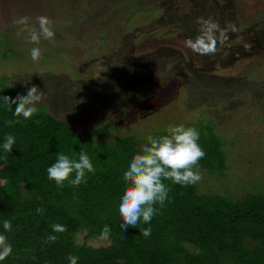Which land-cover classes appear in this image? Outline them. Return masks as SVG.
<instances>
[{
	"label": "rangeland",
	"instance_id": "obj_1",
	"mask_svg": "<svg viewBox=\"0 0 264 264\" xmlns=\"http://www.w3.org/2000/svg\"><path fill=\"white\" fill-rule=\"evenodd\" d=\"M21 16L32 24L49 16L54 40L27 43L13 24ZM199 18L237 30H217L223 43L202 55L185 46L200 34ZM33 47L42 60L31 59ZM6 77L17 94L37 86L45 109L82 134L110 121L107 142L133 135L139 144L169 125L211 122L226 165L201 169L198 190L264 192V0H0Z\"/></svg>",
	"mask_w": 264,
	"mask_h": 264
},
{
	"label": "trees",
	"instance_id": "obj_2",
	"mask_svg": "<svg viewBox=\"0 0 264 264\" xmlns=\"http://www.w3.org/2000/svg\"><path fill=\"white\" fill-rule=\"evenodd\" d=\"M7 78L0 82V171L5 172L0 178V234L8 237L12 253L0 264H70L69 255L78 257L77 264H264V192L250 188L235 196L165 181L169 199L162 208L156 206L158 214L151 223L141 221L137 228L123 230L117 210L125 188L122 172L149 135L158 137L166 131L145 135L139 144L133 135H116L107 142L104 132L110 121L82 134L47 111L43 102L36 105L38 112L31 119L23 120L2 106L3 96H17ZM7 119L22 122L5 126ZM195 128L205 152L199 170L222 172L226 158L212 123ZM6 134L16 141L10 153L2 148ZM81 150L90 156L95 174H86L87 183L73 187L65 181V187L58 188L47 178L46 169L56 161L57 152L78 158ZM38 207L44 209L42 214ZM5 219L11 222L10 232L3 228ZM56 223L67 231L53 232L51 225ZM106 224L111 228L106 244H86L89 238H101ZM147 227L151 235H140L139 229ZM80 231L83 240L77 242ZM50 234L58 239L45 244Z\"/></svg>",
	"mask_w": 264,
	"mask_h": 264
},
{
	"label": "clouds",
	"instance_id": "obj_3",
	"mask_svg": "<svg viewBox=\"0 0 264 264\" xmlns=\"http://www.w3.org/2000/svg\"><path fill=\"white\" fill-rule=\"evenodd\" d=\"M201 25L200 34L195 39L185 40V46L191 50L202 54H214L217 50V41L223 40L215 35L217 30L220 36L226 35L228 30L235 32L234 25L228 24L226 29H219V26L211 21L198 19ZM18 25L20 33H27L25 40L27 43L39 45L41 39L53 41L55 32L53 21L46 16H38L36 24L30 23L28 16L18 17L13 21ZM30 56L33 61L42 60L43 53L39 47L30 49ZM43 75L42 73H40ZM43 92L33 85L27 89L26 94H17L15 98L3 96V108L12 111L13 116L22 117L23 120L31 119L37 112L36 105L41 101ZM13 105H15L13 111ZM20 119H7L5 126L19 124ZM39 123V121H36ZM147 143L140 145V150L128 161L126 168L122 172V179L125 188L119 196L117 210L122 223L123 230L127 228H137L141 221L150 224L154 215L158 214L159 205L162 208L169 199V185L165 181L181 186H189L198 183L202 179L199 170V161L205 156L203 148L199 145V132L195 127H186L183 124L169 125L166 134L158 137L149 135ZM15 137L6 134L2 148L5 153H10L15 144ZM56 161L46 169L47 178L55 181L58 188L65 187V181L69 186H79L87 183L86 174H95V167L90 156L83 150L78 154V158L70 157L61 152H57ZM75 156V154H74ZM5 163L7 157L5 156ZM74 178H73V175ZM37 213L42 214L44 209L38 207ZM5 232L12 231L11 222L7 219L3 221ZM52 231L64 233L67 231L65 225L56 223L51 225ZM140 235L148 237L151 235L150 227L140 228ZM111 233L109 225H104L100 236L108 239ZM58 237L48 235L44 243H55ZM12 253V245L8 242V237L0 234V261L9 257ZM70 264H77L78 257L69 255Z\"/></svg>",
	"mask_w": 264,
	"mask_h": 264
}]
</instances>
